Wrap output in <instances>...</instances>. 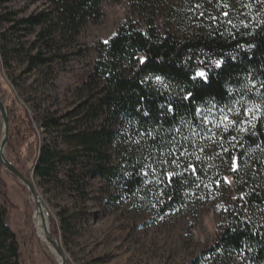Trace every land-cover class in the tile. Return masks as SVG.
<instances>
[{"label":"trees","instance_id":"trees-1","mask_svg":"<svg viewBox=\"0 0 264 264\" xmlns=\"http://www.w3.org/2000/svg\"><path fill=\"white\" fill-rule=\"evenodd\" d=\"M241 1L245 11L238 15L232 13L229 0H197L203 9H210V14L180 36L151 27L141 29L127 21L120 24L113 36L99 44L98 58L80 75L78 87L98 88L96 95L84 102V118L120 121L131 134L127 143L138 154L128 152L123 163L112 164L106 148L119 140L118 131L104 123L80 130L62 125L52 115L37 113L32 120L43 132L60 130L64 141L74 149L65 152L47 140L39 144L33 174L41 184L65 182L75 196L82 197L86 177H98L115 184L114 198L135 195L143 188L141 165L146 163L149 171L153 169L159 175L160 182L150 186L160 194L157 206L161 212L172 210L184 202L197 175L175 163L168 174L162 162L172 152L179 154L188 148L193 134L201 132L204 116L235 111L239 116L224 137L233 136L235 140L225 156L233 166L230 177L236 195L225 208L214 243L189 264H202L204 260L264 264V7L260 0ZM101 3L102 0H53L54 22L74 34L86 20L100 15ZM46 16H28L17 20L16 25L27 31L41 24ZM10 28L15 29L14 24ZM43 35L38 33V39ZM46 60L34 55L28 61L31 66ZM198 70L206 78L197 76ZM6 92L0 83L1 101ZM246 110H252L255 119L243 126L240 118ZM24 121L28 134L21 139L22 146L35 139L31 121ZM78 156L86 157L87 163H79ZM7 159L21 171L14 159ZM63 162L69 168L62 180L56 178V173ZM194 170L200 176V170ZM146 189L144 195H148L149 188ZM67 213L64 208L59 211L60 226L53 224L52 238L60 230L65 235L76 232L79 215ZM4 216L0 206V264H20L18 243Z\"/></svg>","mask_w":264,"mask_h":264},{"label":"rangeland","instance_id":"rangeland-1","mask_svg":"<svg viewBox=\"0 0 264 264\" xmlns=\"http://www.w3.org/2000/svg\"><path fill=\"white\" fill-rule=\"evenodd\" d=\"M260 1L264 7V0ZM242 5L241 0H229L228 6L232 13L239 15V11H245ZM53 7V0L0 2V83L7 89L2 103L7 106V120L11 125L5 156L14 159L34 185L50 231L60 226L58 213L61 209L68 210V215L78 213L80 222L76 232L65 235L60 230L53 238L66 264H189L214 243L225 208L236 195L230 177L233 166L225 156L235 140L233 136L225 138L224 133L238 113L212 112L204 116L203 128L193 134L188 148L179 154L172 152L162 162L161 167L168 174L175 163L192 169L197 175L184 202L165 212L157 206L159 192L150 190V186L160 182L158 172L149 171L146 163L141 165L143 188L135 195L120 194L114 198L117 194L115 184L98 177H86L82 197L75 196L70 184L65 182L41 184L33 174L39 144L47 140L54 142L59 150L74 149L64 141L60 130L43 132L32 119L37 113H45L56 117L62 125L80 130L104 123L119 134V140L106 148L109 162L123 163L128 152L137 155V149L127 143L131 134L120 121L106 123L103 117L84 118V102L91 100L98 88L78 87V79L98 58L99 44L113 36L123 22L141 29L167 30L180 36L204 20L210 9H203L197 0H102L100 15L86 20L72 34L55 24ZM39 13L47 14L41 24L27 31L16 25L17 20ZM13 24L15 29L10 28ZM38 33L44 34L41 39ZM34 55L47 60L42 65L29 66V57ZM13 112H17L15 117L10 115ZM26 119L31 121L35 139L22 146L21 139L28 134ZM254 119L253 111L246 110L240 124L250 125ZM77 161L85 165L87 158L78 156ZM195 167L200 170V176ZM68 168L65 162L59 164L56 178L66 179ZM19 183L0 164V206L5 211V222L15 234L19 262L58 264L45 245L49 243L41 242L34 225L32 196ZM147 187L148 195H144ZM202 264L225 262L204 260Z\"/></svg>","mask_w":264,"mask_h":264},{"label":"water","instance_id":"water-1","mask_svg":"<svg viewBox=\"0 0 264 264\" xmlns=\"http://www.w3.org/2000/svg\"><path fill=\"white\" fill-rule=\"evenodd\" d=\"M0 164L2 168L15 177L23 186L26 187L28 193L31 194L32 199L35 203V208H39V210H43V206L41 205L40 199L38 194L35 192L33 186L31 185L29 181V177L24 175L21 171H19L5 156L4 150L7 143V137H8V120H7V114L5 110V106L0 100ZM45 233L47 237L49 238L50 243L55 247L56 253L60 258V261L57 262L58 264H66V258L63 254V252L58 247L56 241L51 237L49 226L44 227ZM57 261V260H56Z\"/></svg>","mask_w":264,"mask_h":264},{"label":"bare ground","instance_id":"bare-ground-1","mask_svg":"<svg viewBox=\"0 0 264 264\" xmlns=\"http://www.w3.org/2000/svg\"><path fill=\"white\" fill-rule=\"evenodd\" d=\"M31 183V182H30ZM31 185L34 188V185L31 183ZM34 225L36 227V230L38 232V235L40 237L41 242H45V240L50 244L45 243V245L48 247L49 251L54 255V257L56 258V260L59 262L60 258L56 253L55 247L50 243L49 238L47 237L44 227L48 225L47 222V215L44 212V208L43 210H39V208H35L34 211Z\"/></svg>","mask_w":264,"mask_h":264},{"label":"snow or ice","instance_id":"snow-or-ice-1","mask_svg":"<svg viewBox=\"0 0 264 264\" xmlns=\"http://www.w3.org/2000/svg\"><path fill=\"white\" fill-rule=\"evenodd\" d=\"M218 64H219V62H218ZM196 75L199 77H202V78H206V74L203 71L197 72ZM225 119H227V118H225Z\"/></svg>","mask_w":264,"mask_h":264}]
</instances>
